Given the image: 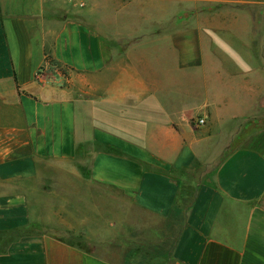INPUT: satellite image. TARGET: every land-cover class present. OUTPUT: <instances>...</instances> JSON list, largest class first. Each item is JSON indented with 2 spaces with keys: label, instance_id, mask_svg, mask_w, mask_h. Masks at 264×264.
Listing matches in <instances>:
<instances>
[{
  "label": "crops",
  "instance_id": "crops-1",
  "mask_svg": "<svg viewBox=\"0 0 264 264\" xmlns=\"http://www.w3.org/2000/svg\"><path fill=\"white\" fill-rule=\"evenodd\" d=\"M97 1L0 0V264H121L58 231L112 228L109 206L126 204L179 225L171 264H264V44L258 60L252 41L237 50L260 78L202 79L192 98L180 79H143L125 62L140 43L119 44L161 27L149 43L202 66V34L218 41L221 14L173 31L168 7L151 4L126 34L91 20L83 8ZM229 19L238 37L256 27L248 13Z\"/></svg>",
  "mask_w": 264,
  "mask_h": 264
},
{
  "label": "rangeland",
  "instance_id": "rangeland-1",
  "mask_svg": "<svg viewBox=\"0 0 264 264\" xmlns=\"http://www.w3.org/2000/svg\"><path fill=\"white\" fill-rule=\"evenodd\" d=\"M156 3L168 7V12L172 14V20L168 27L171 26L173 31L182 29L186 23L191 25L213 23V13L221 14L222 24L225 27L221 37H217L218 41L214 43L212 36L205 37L202 34V44H209V48L205 47L203 52L205 63L202 66L192 64L194 58L190 65L180 66L178 64L180 63L179 52L167 49L158 42L149 43L150 37L156 32L162 35L161 27L154 26L151 32L140 36L123 37L124 33L119 44L121 49H126L133 43H140L134 45L127 53L125 62L130 68L133 67L132 69L143 79H173V83H171L173 89L177 87V79H180L181 84H185V89H188L191 97L196 98L202 90V79H224L226 82V79H258L261 77V68L259 66L247 67L242 63L243 58H237V55H240L237 50L246 39L249 42L252 41L256 52L258 50L261 52L264 44V20H262L264 0H138V2L128 4L124 2L116 11L111 9L113 8L111 6L110 9L105 8L104 1L98 0L96 5L93 2L88 3L83 10L90 13L91 20L94 23H99L106 31L120 29L127 34L132 23L138 22L141 27L147 25L148 14L151 13L149 6L151 4L155 6ZM141 9L144 11L141 12ZM236 13H248L257 19H255L256 27L251 28L252 33L248 34L250 30L246 36H236L237 28L229 19L231 14ZM250 18L251 16L247 18L249 23ZM240 22L242 23V21ZM259 56H256L257 60ZM210 60L213 61L212 64ZM166 83L164 84L166 85ZM165 87L167 88V85ZM165 87L162 92H165ZM77 112L79 125L77 137L81 142L86 126L80 106L77 108ZM94 188L98 187L94 186ZM79 199L82 200V197ZM99 200L98 197H95L93 205L96 212L95 217L105 216V213L102 212L104 207ZM46 204L49 206L54 202L47 199ZM109 208L113 209L109 213V218L115 223L112 228L95 226L86 228L85 233L72 229L59 230L58 232L64 239L76 242L90 252L121 264H171L169 257L179 231L178 224L137 210L129 204H126L124 212H118L114 205ZM79 211L81 216L87 215L86 208H79ZM94 223L97 222L94 221ZM99 223L103 224V222Z\"/></svg>",
  "mask_w": 264,
  "mask_h": 264
},
{
  "label": "trees",
  "instance_id": "trees-1",
  "mask_svg": "<svg viewBox=\"0 0 264 264\" xmlns=\"http://www.w3.org/2000/svg\"><path fill=\"white\" fill-rule=\"evenodd\" d=\"M46 62L49 63V64L51 65V59H50L49 57L46 58ZM60 70H61L62 73L65 72V70L62 69V68H61ZM60 238H61L63 241L67 242V243H68L69 245H71V246H77V247H80V248H82V249L88 251L86 248H84V247L81 246L80 244H77L76 242L68 241V240L64 239L63 237H60ZM175 241H176V239H175ZM175 241H174V243H173V246H174V244H175ZM173 246H172V247H173ZM169 261H171V256L169 257Z\"/></svg>",
  "mask_w": 264,
  "mask_h": 264
},
{
  "label": "built area",
  "instance_id": "built-area-1",
  "mask_svg": "<svg viewBox=\"0 0 264 264\" xmlns=\"http://www.w3.org/2000/svg\"><path fill=\"white\" fill-rule=\"evenodd\" d=\"M36 77L38 80H43L42 79V74L39 72L36 73ZM205 123V119L203 117H197L194 121V124L197 126V127H200V126H203Z\"/></svg>",
  "mask_w": 264,
  "mask_h": 264
}]
</instances>
